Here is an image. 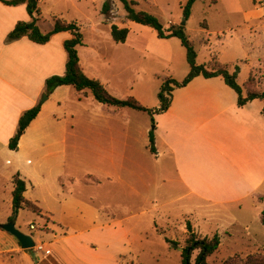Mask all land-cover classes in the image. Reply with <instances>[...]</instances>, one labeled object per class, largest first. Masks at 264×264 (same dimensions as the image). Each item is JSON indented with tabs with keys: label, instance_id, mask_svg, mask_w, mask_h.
Instances as JSON below:
<instances>
[{
	"label": "crops",
	"instance_id": "1",
	"mask_svg": "<svg viewBox=\"0 0 264 264\" xmlns=\"http://www.w3.org/2000/svg\"><path fill=\"white\" fill-rule=\"evenodd\" d=\"M111 1L114 16L115 0ZM129 1L136 3L135 8L148 3ZM149 1L158 6V0ZM104 2L42 0L36 25L46 34L54 20L61 19L99 33L105 25L100 13ZM241 2L211 4L209 0V10L219 8L225 16L215 18L217 25L205 23L204 27L215 33L240 32L247 39L244 45L255 51L259 40L264 42V0H252L250 6ZM238 13L241 17L236 24L228 15ZM95 14L99 21H94ZM31 21L25 4L0 1V209L4 206L11 216L12 181L19 175L27 184L24 198L38 213L22 209L14 224L31 236L34 230L19 227L22 214L41 216L45 228L36 240L43 250L33 249L34 256L29 255L15 237L0 228V264H135L133 244L141 243L137 241L145 235L137 233L139 221L130 219L147 214L144 203L155 198L161 185L171 191L165 206L183 215L201 238L218 235L219 248L224 240L264 247V103L253 100L239 107L237 94L220 77L198 76L172 91L170 107L158 116L154 128L156 154L149 150L151 120L147 113L112 107L98 119L94 115L91 121L86 119L87 127L78 124L75 114L63 116L65 98L56 96L70 94L75 90L72 86L58 87L47 97L52 102L40 105L17 149L10 150L21 116L46 95L47 79L64 75V42L72 38L69 32H61L44 45L27 37L8 39L17 23ZM122 24L129 34L120 45L133 51L143 33L153 30L128 21L125 15ZM79 63L83 70L80 56ZM257 72L260 69L251 74L255 77ZM256 80L257 90L264 92ZM83 97V91L76 95L78 102ZM53 105L61 112L51 114ZM81 152L86 154L90 179L79 174Z\"/></svg>",
	"mask_w": 264,
	"mask_h": 264
},
{
	"label": "rangeland",
	"instance_id": "2",
	"mask_svg": "<svg viewBox=\"0 0 264 264\" xmlns=\"http://www.w3.org/2000/svg\"><path fill=\"white\" fill-rule=\"evenodd\" d=\"M225 1V0H224ZM244 5H252V0H241ZM188 0H158V6H154L148 0V3L141 4L137 11H144L155 16L164 29H169L172 26L168 22H172L173 26H180L184 21L183 7ZM116 14L114 15L113 24L119 28H125L122 25L124 21V9L120 2L115 0ZM195 11L192 16L186 21L185 34L194 46L198 65H204L212 60L213 57L221 65H226L228 71L233 73L237 68V83L243 86L246 83L249 75L260 69V72L255 74V79L261 83L258 86L259 90L264 91V42L259 40L260 46L257 50L252 51L247 45H244V40L240 36V32L231 33H215L207 30L204 24L215 26L218 24L215 18L218 15L225 16L218 9L209 8V0H197ZM191 15V14H190ZM234 22L239 23L241 14L228 15ZM233 17V18H232ZM219 18V17H217ZM99 14L94 15V21H99ZM185 22V23H186ZM264 23V19L263 22ZM101 32L92 33L87 25H80V34L82 35L83 46L78 48V53L81 60V65L85 74L100 82L99 79L105 82L101 84L111 96L119 100H127L132 97L137 100L142 106L153 111L150 116V129L154 133L158 116L160 115V101L158 93L162 83L166 79L176 81L183 80L189 73V66L186 61V51L176 38L161 40L152 31L143 33V37L137 42V50L133 51L130 46L120 45L113 42L110 34V26L104 25L99 28ZM243 44V45H242ZM243 46V48H242ZM84 97L82 102H78L76 95L78 92L73 89V92L56 98H65V106L63 116L66 114H75V119L81 126L87 127L86 119L92 120V115L97 119L104 116L108 109H114L109 106H101L88 90L83 91ZM75 95H74V94ZM47 95H43L38 105L42 103H51L43 101ZM57 98V99H58ZM53 113L61 112L55 105L52 107ZM122 111H134L129 108H121ZM123 118V114L119 119ZM153 120V121H152ZM94 124L96 123V120ZM150 157V153L146 152ZM152 156V155H151ZM79 174L81 177L90 179V170H88V162L86 154L81 152L80 163L78 164ZM89 172V173H88ZM79 190H87L81 187ZM168 195L171 191H167V185H161V189L155 198H149L145 203L147 214L138 215L130 221H139L137 233H143L145 237L133 244V255L136 256L135 264H181V251L185 246L187 238L186 226L189 221L183 215L171 211V205L165 206L168 201ZM171 200V199H170ZM8 216V217H7ZM10 215L5 212V207L0 209V228L7 224ZM41 216L30 214L24 211L19 227L23 231H29L30 226H33L34 231L31 232L35 243V250L39 243L37 237L41 232H44V224ZM17 229V228H16ZM18 230V229H17ZM139 238V235H136ZM166 239L179 244L178 249H173L166 242ZM236 245L228 240H224L218 253L208 258L209 264H223L226 260L233 258L230 263L239 264L240 259L244 260L249 255H259L257 264H264V247ZM33 249L27 250L29 255L34 256ZM258 249V250H257ZM197 252L193 254L192 262H194ZM250 264H256L255 262Z\"/></svg>",
	"mask_w": 264,
	"mask_h": 264
},
{
	"label": "trees",
	"instance_id": "3",
	"mask_svg": "<svg viewBox=\"0 0 264 264\" xmlns=\"http://www.w3.org/2000/svg\"><path fill=\"white\" fill-rule=\"evenodd\" d=\"M6 5H20L25 4L29 16L32 18L30 23H17L14 30L9 34L10 41L18 40L27 37L32 42L44 45L49 42L50 38L61 32H69L72 36L71 39L64 42V49L67 54L66 71L62 76H52L46 81V95L49 96L55 89L61 86H72L76 91L82 92L88 90L92 93L94 99L103 105L114 107L117 109L129 108L138 112H144L152 115L153 111L142 106L137 100L130 97L127 100H119L111 96L105 87L96 79L88 78L79 63V56L77 48L83 46L82 35L80 34V27L76 23H67L61 19H55L53 29L44 34L37 27V19L35 15L39 13V5L42 0H0ZM122 4L125 18L133 23L153 29L157 37L161 40L177 38L186 51V61L189 66L188 75L178 82L172 79H166L160 87L158 99L160 101L159 111L163 113L167 111L171 104V93L175 88H181L189 84L195 77L202 76L204 78L220 77L225 84L229 86L238 96L237 104L239 107L246 105L253 100H260L264 103V92L257 90V80L250 74L246 83L240 86L237 83V68L236 71L230 73L227 66L221 65L216 61V58L208 65H198L196 63V52L192 42L185 34V26H172L169 29H164L160 21L153 15L137 11L135 9L136 3L129 0H119ZM196 0H188L183 7L184 21L186 22L191 14V8ZM217 0H211V4H215ZM113 3L111 0H105L100 10L101 15L104 17V23L110 26L111 38L115 43L123 44L126 42L129 30L127 28L120 29L111 21L113 16ZM40 105L35 106L31 110L25 112L18 124V132L16 136L9 143L10 150L14 151L18 147L19 139L24 134L30 123L38 116L40 112ZM264 115V107L262 110ZM153 121V120H152ZM149 150L152 154H156L154 134L150 131L149 134ZM14 190L12 193V214L8 222H15L20 210L27 209L31 212L38 213L37 207L31 202L25 200L24 193L27 184L19 175L13 177ZM262 224L264 226V210L262 211ZM187 238L185 246L181 251V264H209L208 258L214 255L220 246V239L218 235H214L211 239L201 238L195 234L191 228L190 223H187ZM166 242L173 249H178L179 244L166 239ZM197 252L194 262H192L193 254ZM259 255H249L244 260L240 259L239 264H250L259 262ZM233 258L226 260L223 264H232Z\"/></svg>",
	"mask_w": 264,
	"mask_h": 264
},
{
	"label": "water",
	"instance_id": "4",
	"mask_svg": "<svg viewBox=\"0 0 264 264\" xmlns=\"http://www.w3.org/2000/svg\"><path fill=\"white\" fill-rule=\"evenodd\" d=\"M180 26H185V22H183ZM46 99L47 97H45L43 101H45ZM1 228L7 233L11 234L13 237H15L19 242L21 249H23L24 251L31 250L35 247V243L32 240V237L23 234L19 230H17L13 222H8Z\"/></svg>",
	"mask_w": 264,
	"mask_h": 264
},
{
	"label": "built area",
	"instance_id": "5",
	"mask_svg": "<svg viewBox=\"0 0 264 264\" xmlns=\"http://www.w3.org/2000/svg\"><path fill=\"white\" fill-rule=\"evenodd\" d=\"M31 229H33V226H30ZM37 251H42L43 247L42 246H38L35 248Z\"/></svg>",
	"mask_w": 264,
	"mask_h": 264
}]
</instances>
